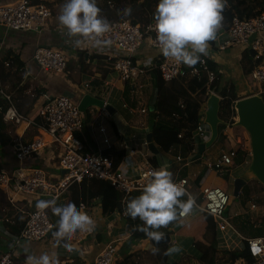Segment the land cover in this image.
Here are the masks:
<instances>
[{
    "label": "crops",
    "instance_id": "1",
    "mask_svg": "<svg viewBox=\"0 0 264 264\" xmlns=\"http://www.w3.org/2000/svg\"><path fill=\"white\" fill-rule=\"evenodd\" d=\"M14 1L0 0V4ZM65 2L66 0H51L52 15L46 20L42 30L39 32H6L0 26L1 53L9 49L18 55L22 63L20 67L16 68V66H13V68L4 71L7 75L0 87V100L5 99L8 104L7 107L9 104H12L22 115L34 120V116L38 115L39 108L46 97L52 98L62 93H70L77 102H79L84 94L101 98L105 104L110 106L109 111L96 107L88 108L82 116L83 123L78 136L83 142L85 150L89 152L104 150L108 147H113L116 150L124 148L126 154L120 165L125 168L126 172L136 171L140 161H142V153H146V148L141 146L140 143L146 141L148 133L151 134V137L153 136L152 124L157 119L156 112H154L155 116H153L152 110L156 96V89L154 88V83L156 82L154 66L158 62L159 51L145 42L135 55L137 64L145 70V73L136 82H124L113 69L110 72L105 71L104 62H109V60L101 56V54L83 49L84 45L81 40L83 37L80 39L81 43L77 45L74 38L67 35V30L58 21V16ZM216 45L217 43L215 41H210L208 54L204 57L206 60H210L218 65L219 72L221 73V85L224 86L234 83L238 99L250 95H259L263 98V90L255 89L253 88L255 85L248 86L247 84L246 76L250 78L251 76L250 74H244L241 64L245 48L240 45H234L223 51H219ZM38 46L59 48L66 52L68 64L66 65V69L61 73H51L41 70L32 60V52ZM81 53L84 54L86 61L84 65L79 62V54ZM205 109L206 104L203 105V111ZM92 111L95 114H92ZM101 112L103 113L101 114ZM232 124L224 131L228 137L232 135L230 127H240L232 126ZM205 125L206 129L200 142H206L210 137V128L206 123ZM14 127V132H12L11 137L6 140L0 138V171L8 174L12 172L26 173L27 169L42 167L48 172L49 179L55 182L58 181L62 172L57 163L58 149L53 144L44 147L39 152L31 154L22 161H18L15 155L16 149L20 144H25L34 138L48 140V135L42 130V127L35 125L27 126L25 123ZM100 128H104V132H101ZM242 130V139H238L243 144L242 150L245 151L242 162L245 161L250 164V144L249 149L245 146L247 142L246 138L249 139V136L244 128ZM103 137L108 138V144L103 142ZM217 139L211 146L204 150L199 159H194L198 147V144H196L192 150L193 153H190L194 160L188 163L185 161L174 174L175 181L182 178L187 180L186 188L192 196H194L192 193L193 188L198 189L199 192L197 195L200 194L195 197L197 199H200L201 193L205 188L214 187L211 181L212 172L215 173L216 177L220 176L215 170L206 166L207 163L218 158L222 151L227 150V146L223 142H217ZM233 140L235 142H233L232 146L235 147L237 141L234 138ZM153 142L157 147L155 141ZM212 146H215L216 150H213L214 148L212 149ZM128 148H136L139 152L129 154ZM148 151L149 155H151V150L149 149ZM159 153L164 160V163L160 167H167L170 170L171 167L168 158L171 156L168 152H164L166 157H163L161 152ZM234 166L235 158L232 167ZM56 169L59 170L57 174L55 173ZM204 170V176L198 184H195L197 177ZM223 176L227 177L229 174ZM241 176L243 175H235L233 178L235 179ZM70 189L71 187L64 192L60 199L55 201V205H62L68 202ZM12 191V185H0V253H5L9 250L10 242L13 239L9 220L13 219L16 214L25 219V215L18 212L9 204L8 199L12 195ZM41 199L45 198L21 196L19 205L25 211H31L37 209L36 203ZM99 202L100 200H95L94 206L89 212L96 221L95 230L79 243L67 241L71 245V251L65 247L63 242L59 245L56 243V238L53 235L54 230H52L49 236L43 241L21 243L14 253L15 261H18L20 264H31L29 257H39L42 254H47L50 258V264H92L104 246L111 239L118 236L120 239L116 242L117 254L114 264H126L130 259L137 256L139 252L142 251L145 253L150 249H144L148 240L139 241L140 243L136 244L135 246L137 247L135 248L134 246L130 247V245H125V248H119L118 246H121L119 245L121 241L125 239H128L127 242H129V239L134 240L124 228V212L114 210L110 214H103ZM10 209L14 214L11 217L5 218L3 214ZM254 209L258 211L260 208ZM260 211L263 212L264 210ZM200 214L201 212H192L180 223L183 224L191 221ZM50 218L52 222L55 220L53 213H50ZM254 226L256 228L264 227V225H260L259 227ZM231 228L233 227L231 226ZM121 229H123L122 234L124 236H121L122 234L119 233ZM226 230H219L217 228L218 239L220 238L219 232ZM172 234L173 237L180 236L175 234V230L172 231ZM237 234L243 240V247L245 244L244 238L250 236H244L238 232ZM218 243L219 245L221 244L220 241ZM140 244L144 246L142 250ZM221 245L226 246L227 249H235L230 247V245Z\"/></svg>",
    "mask_w": 264,
    "mask_h": 264
},
{
    "label": "built area",
    "instance_id": "2",
    "mask_svg": "<svg viewBox=\"0 0 264 264\" xmlns=\"http://www.w3.org/2000/svg\"><path fill=\"white\" fill-rule=\"evenodd\" d=\"M50 2L51 0H37L36 3H32L30 0H15L10 3H2L0 4V26L6 32H39L46 20L52 15ZM108 21L110 22V30L99 39H109L111 44L97 46L95 38L80 39L84 45L83 49L101 54V56L111 61L113 71L124 82H136L145 73V70L135 60L137 51L145 42L159 51L158 62L155 64L154 69L164 81H171L177 76L196 74L199 66L208 71L210 70L205 57H201L198 67H192L190 70L185 69V65L175 62L172 58L164 57L160 53L156 40L154 19L144 29L139 24H133L127 18ZM213 41L217 43L216 47L219 51L234 45H240L246 50H253L254 55L252 57L257 64L250 72V76L256 83L264 84V12L248 18L232 17L225 26L222 24ZM32 60L43 71L61 73L66 69L67 54L59 48L38 46L32 52ZM9 64L5 63L6 66H9ZM209 78L212 80L211 75ZM81 113L78 102L70 93H62L52 98L46 97L39 108L38 115L42 121L39 126L48 135V140L34 138L25 144H20L16 149V158L18 161H22L50 144L56 146L58 149L57 163L62 171L58 181L55 182L49 179L48 172L42 167L27 169L26 173L12 172L8 174L0 171V185H12L13 191L8 199L9 204L25 215L24 225L19 234L13 237L9 250L0 253V264H17L14 253L21 243L43 241L53 229V223L50 220L51 209L41 211L37 208L25 211L19 205L21 196H38L45 198V200L57 201L70 185L79 183L86 178L107 180L116 190L126 195L134 190H142L145 184L148 183L151 179V171L156 169L153 165L155 160L160 166L164 163L161 156L157 157L151 153L149 155L147 141L140 143L141 146L146 148V153H142V161H140L136 171L131 172H126L120 164L114 167L112 157L103 154L102 150L86 151L78 136L83 123ZM91 113L95 114L93 111ZM2 118L5 123L16 127L22 123L27 126H37L34 120L22 115L12 104H9L5 109ZM229 125L227 124L228 128ZM205 126L202 119L193 135L196 144L201 141L206 129ZM100 131L104 132V128H100ZM103 142L108 144V138L103 137ZM233 142L235 141L232 135L228 137L226 134V143L232 146ZM128 152L133 154L139 151L136 148H128ZM191 154L186 158V163L194 160ZM234 158V150L222 151L218 158L207 163L206 166L223 176L229 174L231 167L234 165ZM177 182L182 183L186 188L187 180L185 178ZM187 192L189 193L188 190ZM230 197L231 194L220 187H207L202 191L200 199L195 198L196 206L193 212H204L211 215L217 228L225 230L230 226L225 214V208ZM78 208H82L90 215L85 203L80 202ZM257 226L259 227L260 224ZM89 234L86 230H78L67 241L79 243ZM119 239V236L111 239L97 254L92 264H114L117 254L116 242ZM244 243L247 245L252 260L237 264H264V235L246 237ZM136 258L138 259L139 256L137 255ZM133 259H130L126 264H138Z\"/></svg>",
    "mask_w": 264,
    "mask_h": 264
},
{
    "label": "trees",
    "instance_id": "3",
    "mask_svg": "<svg viewBox=\"0 0 264 264\" xmlns=\"http://www.w3.org/2000/svg\"><path fill=\"white\" fill-rule=\"evenodd\" d=\"M30 1L32 3L37 2V0ZM156 5L157 0H105V2L98 6L102 10L101 15L108 20L127 18L133 24H139L140 27L144 29L153 20V13ZM126 7L132 9L131 14L127 16L123 14V10ZM262 12H264V0H227V4L223 11L224 18L222 24L225 26L234 16L248 18ZM79 62L83 65L86 64L84 54L82 53L79 54ZM5 63L10 64L6 66ZM206 64L210 68L209 71L200 67L198 62L195 65L197 67L199 66L196 74L177 76L168 82L164 81L154 69L156 75V82L154 83L156 96L154 98L152 111L153 116H155L154 112H156L157 119L154 124H152V138L157 144L159 152L164 156V152H168L171 156L168 158V161L170 162V170L173 173L174 180V174L185 163L186 158L196 145L193 135L203 119V105L210 92L217 93L221 98L218 115L222 122L218 125L219 135L217 142H223L227 146L228 151L234 150L235 160L237 162H241L245 154V151L242 150L243 144L238 140L239 138L242 139L241 134L243 130L241 127H230L232 136L237 141L235 147L225 142L226 134L224 131L228 128L227 124H232L236 118L234 110V103L238 99L236 87L234 83L222 86L221 73L219 72L218 65L210 60H206ZM241 64L244 74H250L257 63L253 60V57L245 51L242 55ZM21 65L22 63L18 55L11 50L6 49L0 54V87L7 75L4 71L13 68V66L17 68ZM104 65L105 71L110 72L112 70L111 61H105ZM184 67L187 70L192 68L186 65ZM210 75L212 76V80L209 78ZM7 105L5 99L0 100V138L3 140L11 137L15 128L3 121L2 116ZM34 122L37 126L42 123L39 115L34 116ZM4 129H6V131H4ZM102 153L110 155L113 159L114 167H117L124 159L126 151L124 148L116 150L113 147H108L102 150ZM153 165L155 168L160 167L156 160ZM204 174L205 170L199 174L195 184H198ZM70 187L68 202H74L77 206L80 202H83L86 205L87 211L90 212L94 206L95 200H100L99 206L103 214H110L114 210L124 212V228L132 239L136 241L148 240L143 232L136 230V226L142 224V222L138 218L133 220L125 212L127 202L131 198L139 195L141 190H134L125 195L116 190L109 181L96 178L83 179L79 183L70 185L66 190ZM198 192V189L193 188L192 193L194 197L200 194L197 195ZM241 194L248 196V186L242 188L238 197H241ZM12 214H14V212L10 209L3 215L6 218L11 217ZM54 217L55 220L52 222L54 223L52 230L55 231V225L59 217L57 215H54ZM24 222L25 219L17 214L14 215L13 219L9 220L13 237L19 234ZM191 222L194 225L192 229L188 227L178 229L175 234L190 236L192 238V244L197 250L198 259L202 264H216L217 254L220 250L217 244V226L213 217L207 213L201 212V214L193 218L188 225ZM170 225L160 230L164 234H169V240L153 246L158 247L160 251L153 254L149 249L146 252L154 255L155 258L157 257L159 264H179L177 260H170L169 255H164V250L171 245L173 238L172 231L168 230ZM195 226L197 227L195 228ZM222 253L226 256L224 261L227 262V264H237L242 261L248 262L252 260V256L246 244H244L241 249H226L222 250Z\"/></svg>",
    "mask_w": 264,
    "mask_h": 264
},
{
    "label": "clouds",
    "instance_id": "4",
    "mask_svg": "<svg viewBox=\"0 0 264 264\" xmlns=\"http://www.w3.org/2000/svg\"><path fill=\"white\" fill-rule=\"evenodd\" d=\"M226 4L227 0H157L153 19L160 53L182 65L195 66L202 56L208 54L209 42L216 38L222 26ZM101 11L97 0H66L58 21L69 37L76 38L77 45L83 37L95 38L97 46H107L111 40H100L99 37L110 30V22ZM131 11L126 7L123 14L130 15ZM150 176L140 194L127 202L125 212L133 220L138 218L142 222L136 230L143 232L150 242L158 244L164 238L160 229L173 222H183L193 212L196 199L182 183L173 179V173L167 167L153 169ZM54 205V200L41 199L36 203L39 210L50 208L59 217L53 235L58 245L63 242L71 251L67 240L78 230L91 233L96 221L74 202ZM150 251L156 254L160 249L151 247ZM180 251L179 245H172L164 250V255ZM29 259L31 264H50L47 254Z\"/></svg>",
    "mask_w": 264,
    "mask_h": 264
},
{
    "label": "rangeland",
    "instance_id": "5",
    "mask_svg": "<svg viewBox=\"0 0 264 264\" xmlns=\"http://www.w3.org/2000/svg\"><path fill=\"white\" fill-rule=\"evenodd\" d=\"M105 2V0H97L98 5ZM245 51L248 50L245 49ZM249 54V53H248ZM247 84L248 86L255 85V89H261L264 92V84H256L255 80L250 78L249 76H246ZM264 98V96H263ZM84 112L81 113V116H83ZM247 135V134H246ZM248 137V136H247ZM247 142L245 143V146L249 149V139L246 138ZM214 148V149H213ZM213 150L215 149V146H212ZM217 152V151H216ZM164 156V155H163ZM166 157V156H164ZM243 161V160H242ZM237 162L235 160V166L230 169L229 176H219L216 177L215 173L212 172L211 175V181L214 186L221 187L225 191L229 192L231 194V198L229 200L228 205L225 208V214L229 218V222L233 228L227 227L226 231L219 232L220 238L218 239L217 236V244L220 252L217 254V260L216 264H227V262L224 261L226 258L225 255H223L222 250H226V246H222L221 244L230 245V247H233L235 249H239L243 245V240L240 239L237 232L244 235V236H259L264 235V227L263 228H256L254 225H264V211L261 212L260 210H264V185L261 183L257 178L250 179L245 186H248L249 188V194L248 196H245L244 194H241V197H233L232 196V186H233V180L235 175H243L245 174L250 164L248 162ZM59 170H55V173L57 174ZM49 176V174H48ZM245 198V199H244ZM254 205L255 207H252ZM254 208H260L258 211ZM190 221L185 223L180 222H173L170 227L169 231L172 230L175 232L178 229L183 228H190L192 229L194 227L193 223ZM254 224V225H252ZM197 226H195L196 228ZM258 227V226H257ZM123 229L119 230V233L122 234ZM161 230V229H160ZM169 235L168 233H165ZM177 235V234H176ZM218 235V234H217ZM121 236H124L122 234ZM128 239H125L124 241H121V243L118 246L119 248H125V245L135 246L136 244L140 243L136 240H130L127 242ZM221 242L219 245L218 242ZM127 242V243H126ZM172 245H179L181 251L175 254L170 255L171 260H179V264H202L201 261L198 259V252L195 249V247L192 244V238L190 236H177L172 238ZM169 246V247H170ZM142 247H144L142 244H140V248L142 250ZM128 249V248H127ZM48 251V249H47ZM139 258L137 259L136 256L133 260H136L138 264H159V261L157 257L155 258L154 255L150 253H144L139 252L138 254ZM17 264L18 263L17 261Z\"/></svg>",
    "mask_w": 264,
    "mask_h": 264
},
{
    "label": "water",
    "instance_id": "6",
    "mask_svg": "<svg viewBox=\"0 0 264 264\" xmlns=\"http://www.w3.org/2000/svg\"><path fill=\"white\" fill-rule=\"evenodd\" d=\"M248 53L251 56L254 55L251 49L248 50ZM220 99L219 95L211 93L205 101L206 109L204 111L203 122L210 128V137L206 142L198 143L194 159H199L204 150L211 146L218 138V125L222 122L218 115ZM90 107L108 111L110 109V106L105 104L101 98L84 94L78 102V108L81 112H86ZM234 110L236 119L232 126H240L248 133L251 152V163L248 171L243 176L233 180L232 196L237 197L247 183V180L257 178L264 185V100L259 95L246 96L235 101ZM146 141L152 154L159 157V150L152 141L150 133H148ZM168 240L169 236L164 234V238L159 243ZM156 245L148 240L144 249L148 250Z\"/></svg>",
    "mask_w": 264,
    "mask_h": 264
}]
</instances>
